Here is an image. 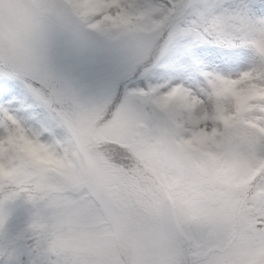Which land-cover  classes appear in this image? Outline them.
Here are the masks:
<instances>
[{"label": "rangeland", "instance_id": "rangeland-1", "mask_svg": "<svg viewBox=\"0 0 264 264\" xmlns=\"http://www.w3.org/2000/svg\"><path fill=\"white\" fill-rule=\"evenodd\" d=\"M92 3L93 0H73L75 6H80L89 13H92ZM109 3L114 4L116 0H109ZM213 3L237 8L233 0H217V3ZM245 7H251L250 2ZM62 20L61 27L44 33V53H51L40 58V63L48 68L47 79L62 97L74 102L77 95L81 103L88 104L89 98L85 97L88 90L86 82L110 65L112 54L124 51L127 44L124 41L111 43L108 40L116 27L103 25L94 28L88 22L68 20L65 16ZM109 23L119 26L120 17L111 18ZM50 57L51 60L47 61ZM243 57L244 62L238 65L236 72L247 71L255 63L253 53L246 52ZM58 63L60 69H56ZM189 75L184 76L181 72L177 74L171 70L165 74L164 70L154 66L141 77L131 81L127 89L129 93H134L138 90L164 88L169 83L180 82H184L186 87L195 88L197 85L188 79ZM41 79L44 81L43 77ZM238 82L240 81L224 80L213 83L207 88L203 98H189L173 93L160 102V110L156 108L160 113L147 134L164 148L166 160L171 163L168 170L174 180L193 173H207L213 169L211 153L219 145L215 133L216 124L220 121L234 124L231 114L234 109L228 100L227 92L228 88ZM16 86L20 95L28 97L31 101L42 122H55L54 113L31 97L22 80L17 81ZM133 98L138 106L145 105L144 98L140 99L138 95ZM218 99L222 101L221 104L217 103ZM177 104V107H173ZM21 118L26 120V128H21L15 121L9 124L0 114V185L9 180L23 183L36 178V194L29 197L31 204L18 201L12 206L15 211L8 220L6 233L0 237L10 239L20 234L25 235L30 225L34 226V231L40 236L45 233H57L55 243H45L40 251L34 252L36 256L33 259L38 264H47L48 259L51 264L179 262L185 252L184 241L188 238L184 237L187 235L182 231L178 219H185L193 212L200 213L199 211L207 207L199 202L201 199L206 204L209 200L204 190L194 186L178 188L174 197L175 203L171 204L168 212L166 195L156 198L155 202L134 177L137 190L152 199L157 207L148 205L153 210H148L149 214L143 216L141 223L135 225V220H132L136 233L134 236H128L117 222L118 214L113 215L117 223V227H113L107 220L99 200L95 199L90 191L91 169L77 145L71 126L66 132L57 124V136L41 139L43 133L32 128L35 125L30 119L22 114ZM76 118L78 125L79 120ZM47 131L50 130L45 128L44 132ZM26 160L40 166L23 167ZM97 166L98 174L107 179L106 182H100L101 187L109 195V201L117 206L108 188L113 181L122 182L129 187L130 182L121 171L129 177L132 174L122 167L99 160ZM137 226L142 233L139 234ZM118 232L123 233L127 249L124 245H121L122 249L117 245ZM243 240V233H240L221 257L219 264H241L244 256ZM52 244L56 246L52 247ZM124 249L127 253L126 262L120 258ZM186 256L190 257V253L187 252ZM206 264H214L213 259L208 260Z\"/></svg>", "mask_w": 264, "mask_h": 264}, {"label": "snow or ice", "instance_id": "snow-or-ice-1", "mask_svg": "<svg viewBox=\"0 0 264 264\" xmlns=\"http://www.w3.org/2000/svg\"><path fill=\"white\" fill-rule=\"evenodd\" d=\"M64 7L77 11L73 0H64L63 5H53L44 0H0V114L9 124L15 121L26 128L30 119L32 127L41 131V139L57 136L56 125L68 131L72 121L79 115L103 109L107 118L119 116L126 109H133L144 116V107L124 103L119 107L106 104H83L62 97L52 86L40 78V34L45 18L55 8ZM257 16L250 8H231L227 5L185 3L167 0L156 3L152 0H93L89 15L81 18L91 27L110 25L113 17H127L151 30L157 38V47L166 49L164 59L158 64L166 65L171 59L189 73L188 79L197 86L186 87L184 82L169 83L164 88L144 89L133 93L141 96L160 110L159 104L169 95L177 93L189 98H203L211 84L248 78L251 91L243 101L230 103L234 124L224 132L226 149L233 161L248 177L239 195L243 214L204 227L197 239L215 243L219 239L244 236V256L241 264H264V3ZM107 18V19H106ZM250 49L255 57L254 65L247 71L236 72L244 57L229 50ZM151 61L144 65L151 64ZM23 81L32 98L54 113V123H44L35 112L28 97L17 91V81ZM245 93L248 88L243 89ZM218 104L222 101L217 100ZM174 105L173 107H177ZM47 128L50 131L44 132ZM18 201L29 204L26 193L0 188V236ZM251 223V226L249 224ZM31 243L23 235L11 237L7 245H0V264H38L33 252L42 246L30 225ZM47 264H51L48 259Z\"/></svg>", "mask_w": 264, "mask_h": 264}, {"label": "trees", "instance_id": "trees-1", "mask_svg": "<svg viewBox=\"0 0 264 264\" xmlns=\"http://www.w3.org/2000/svg\"><path fill=\"white\" fill-rule=\"evenodd\" d=\"M233 1L236 3L237 8L245 7L250 2L251 7L248 8L257 16L261 15L259 7L253 6L264 3V0ZM44 2H49L53 5H63L64 0H44ZM152 2L166 3L167 0H152ZM180 2L214 5L213 2L217 3V0H180ZM76 9L77 11L64 7L55 8L45 18L40 34L39 56L41 55V59L51 53V51L44 53L45 44L42 45L44 33H50L51 30L61 27L63 16L68 20L73 19L77 22L87 23L81 18L85 12L84 9L80 6H76ZM92 14L94 13H89V15ZM108 40L111 43L124 41L127 44V48L124 51L112 54L110 65H107L103 71L86 82L88 90L85 97L89 98L88 104L90 105L106 104L114 108L126 102L137 105L134 102L133 93H129L127 86L131 81L141 77L148 69L154 66L164 70L165 74L169 73L170 70L171 72H177V74L181 72L184 76L189 74L183 71V66L177 65L171 59L166 65L158 64L164 59L166 49L157 47V38L152 34L151 30L131 21L130 18L121 16L119 27L112 31ZM229 51L239 56H243L246 52L252 53L250 49H233ZM46 60H51V57ZM148 61L152 63L144 65ZM61 62L63 64V61ZM58 68H61L60 63H58L56 69ZM237 68L238 65L234 71ZM47 75L48 68L40 63V77H43L46 84L51 86L52 84L48 81ZM245 88L249 89L248 93L242 91ZM228 90L229 102L235 100L238 107L242 106L246 96L251 91H254L250 87L248 78H245L244 82L232 85ZM76 96L74 102L81 103ZM138 97L143 99L139 95ZM143 104H145L143 105L144 116H138L133 109H126L119 116L111 118L106 117L103 109H98L83 116H77L87 151L97 160L122 167L132 174L129 177L124 171H121L125 179L130 182L129 187L122 182L113 181L108 188L109 194L116 201L119 208L117 222L120 228H123L125 234L128 233V236L129 234L134 236L136 233L134 223L135 225L141 223L143 216L149 214L148 210H153L149 206L157 207L154 201L156 202L160 196L166 195V210L170 211L171 204L175 203L174 197L178 193V188L198 187L204 190V194L209 197L206 204L201 199L199 200L201 205H206L207 207L199 211L200 213L193 212L185 219H178L183 232L187 235H184V237L188 238L187 240L184 239V250L186 253H190V257H187L184 252L179 262L172 261L169 264H206L210 259H213L214 264H219L221 257L229 250L230 244L237 237L219 239L215 243H208L197 239V235L206 226H214L222 221L234 219L243 214L242 200L239 193L248 182V177L233 161L226 149L224 132L232 125L222 121L216 124L215 133L219 145L211 153V161L214 164L211 171L193 173L184 178L174 180L168 170L171 163L166 160L163 153L164 148L153 139H150L147 134L149 127L155 124L156 117L160 112L146 99H144ZM26 165L32 167L40 166L30 160H26L23 167H26ZM134 177L139 180L140 186L154 201L137 190ZM36 182V178H31L23 183L9 180L0 185V188L9 187L11 190L26 193L28 197H31L36 194ZM132 220H135V222L132 223ZM249 226H251V223ZM35 234L38 236L37 244L42 246V248L45 243L56 242L57 233H45L42 236L37 232ZM24 236L31 243L29 230ZM10 242L11 239L0 237V245H7ZM116 243L119 248L122 249L121 245L126 248L123 233H116ZM51 246L56 245L52 244ZM35 256L36 254L33 257ZM120 258L123 262L127 261L125 249L121 251Z\"/></svg>", "mask_w": 264, "mask_h": 264}, {"label": "water", "instance_id": "water-1", "mask_svg": "<svg viewBox=\"0 0 264 264\" xmlns=\"http://www.w3.org/2000/svg\"><path fill=\"white\" fill-rule=\"evenodd\" d=\"M72 130H73V133H74V136L76 138V141H77V145L79 146L83 156L86 158V160L88 161L89 164H93V162H97V160L86 150V144L81 136V134L78 136L77 138V133H79V128L77 126V119L75 118L73 121H72V124L70 125ZM91 169V168H90ZM93 176L94 177H98L96 173H93ZM91 178H92V169H91ZM107 179L106 178H103L102 182H106ZM95 193H93L94 197L97 198L101 204V206H103V208L106 207L105 205V201H109V196L107 194L106 191H103V192H100V198L96 196L97 193H99L97 191V189H95L94 191ZM110 206L113 207V205L110 203ZM114 208V211L116 213H118V208L117 207H113ZM106 216L108 218L109 221H111V223L113 224V226L117 227V223L114 219V216H113V213L111 212H106Z\"/></svg>", "mask_w": 264, "mask_h": 264}, {"label": "bare ground", "instance_id": "bare-ground-1", "mask_svg": "<svg viewBox=\"0 0 264 264\" xmlns=\"http://www.w3.org/2000/svg\"><path fill=\"white\" fill-rule=\"evenodd\" d=\"M77 135H78V133H77ZM89 167L92 169V178H91V180H90V189L94 192L95 191V189H97V191L99 192V193H97L96 194V196L97 197H99L100 198V192H101V190H102V187L100 186V182L103 180V178H105L104 177V175H99L98 174V166H97V163L96 162H93V164H89ZM93 173H96V174H98L97 176L98 177H94L93 176ZM95 193V192H94ZM105 205H106V207H105V210L107 209L108 210V207L110 206V203H109V201L107 200V201H105Z\"/></svg>", "mask_w": 264, "mask_h": 264}, {"label": "flooded vegetation", "instance_id": "flooded-vegetation-1", "mask_svg": "<svg viewBox=\"0 0 264 264\" xmlns=\"http://www.w3.org/2000/svg\"><path fill=\"white\" fill-rule=\"evenodd\" d=\"M140 256H141V254H140Z\"/></svg>", "mask_w": 264, "mask_h": 264}]
</instances>
